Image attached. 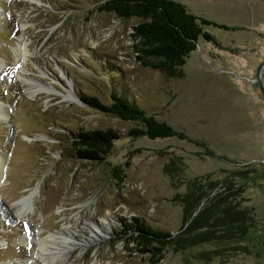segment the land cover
Listing matches in <instances>:
<instances>
[{
	"label": "rangeland",
	"instance_id": "374dc122",
	"mask_svg": "<svg viewBox=\"0 0 264 264\" xmlns=\"http://www.w3.org/2000/svg\"><path fill=\"white\" fill-rule=\"evenodd\" d=\"M105 1L0 0V157L8 162L0 186V264H36L37 239L64 224L85 240L67 264H153L117 236L118 226L138 217L177 235L230 183L246 185L256 208L258 223L242 242L247 250L223 252L226 245L215 240L170 246L158 264H264V94L257 81L264 0H176L229 27L204 26L216 42L200 37L177 74L141 64L131 37L139 20L99 11ZM21 38L29 51L24 60L16 56ZM115 86L188 138L130 137L139 123L79 98L110 103ZM107 128L122 138L106 161L70 154L75 132ZM115 170L123 171L122 181ZM206 175L219 186L185 219L174 197ZM36 189L34 208L18 217L15 201Z\"/></svg>",
	"mask_w": 264,
	"mask_h": 264
},
{
	"label": "trees",
	"instance_id": "16d2710c",
	"mask_svg": "<svg viewBox=\"0 0 264 264\" xmlns=\"http://www.w3.org/2000/svg\"><path fill=\"white\" fill-rule=\"evenodd\" d=\"M98 9L101 12L114 13L122 19L137 18L139 22L133 26L131 37L135 42L139 61L145 67L165 70L170 74L179 73L189 55L197 50L200 37L216 42L215 37L204 30V26L229 29L226 25L196 16L182 2L176 0H106ZM116 86L112 89L110 103L86 93H79V98L89 108L124 121L139 123L138 127L129 130L130 137L188 138L184 132L176 130L168 122L159 120L154 114H148ZM121 138V132L113 128L81 129L73 134V151L70 154L81 161L104 162L113 151L115 142ZM197 143L200 146L205 145L198 141ZM251 172L252 170L248 174ZM122 173V170H115L114 175L122 181ZM228 177L224 181L229 180ZM200 181L202 184H194V188L188 193L174 197L182 205L185 219L199 208L201 200L208 197L220 183V180L214 181L208 175L203 176ZM226 186L223 192L207 200L191 223L177 235L133 217L118 226L117 236H124L128 244L132 242L134 247L128 248L148 256L153 264H158L164 258L170 246L185 249L213 240L226 245L223 252L234 250L239 254L240 250H247L242 242L249 237L250 230L256 227L257 212L246 185L235 188L234 183H230Z\"/></svg>",
	"mask_w": 264,
	"mask_h": 264
},
{
	"label": "bare ground",
	"instance_id": "6f19581e",
	"mask_svg": "<svg viewBox=\"0 0 264 264\" xmlns=\"http://www.w3.org/2000/svg\"><path fill=\"white\" fill-rule=\"evenodd\" d=\"M23 38L20 39L19 43V53H17V57L21 59H26L28 57V49L27 45H22ZM17 52V51H16ZM264 71V70H263ZM24 76V75H23ZM25 82L27 80L23 77ZM43 88L40 89H32L30 95L36 96L39 92H41ZM4 117L8 118V111L4 112ZM8 169V162L6 159L0 157V186L6 182V172ZM38 189L31 192L28 195H24L21 198L15 201V205L18 209L17 215L18 217H26L29 213V209L31 207L34 208V197ZM33 210V209H32ZM61 211L58 210V213ZM106 223V220H103ZM94 228L95 231H94ZM109 228L106 227V230ZM92 231L94 234H99L98 232H102L101 229L96 227L94 224L92 225ZM77 230L74 229L72 225H63L61 228L51 231L49 235L44 239H37V250L36 256L34 257V262L40 263L45 262L46 264H67V259L70 256L71 251L76 248L78 245H82L83 241L78 240L76 238ZM102 236L101 234H99ZM87 242V241H86Z\"/></svg>",
	"mask_w": 264,
	"mask_h": 264
},
{
	"label": "water",
	"instance_id": "95a60500",
	"mask_svg": "<svg viewBox=\"0 0 264 264\" xmlns=\"http://www.w3.org/2000/svg\"><path fill=\"white\" fill-rule=\"evenodd\" d=\"M263 70H264V63L261 65V67L259 68V70L257 72V81H258V84L260 86V89L262 90V92L264 94V83L262 80Z\"/></svg>",
	"mask_w": 264,
	"mask_h": 264
}]
</instances>
